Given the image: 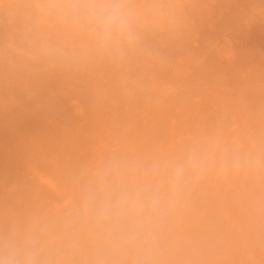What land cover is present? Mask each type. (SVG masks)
I'll list each match as a JSON object with an SVG mask.
<instances>
[{"label": "bare ground", "instance_id": "bare-ground-1", "mask_svg": "<svg viewBox=\"0 0 264 264\" xmlns=\"http://www.w3.org/2000/svg\"><path fill=\"white\" fill-rule=\"evenodd\" d=\"M125 1L0 0V264H264V72L217 87L209 22Z\"/></svg>", "mask_w": 264, "mask_h": 264}, {"label": "rangeland", "instance_id": "rangeland-1", "mask_svg": "<svg viewBox=\"0 0 264 264\" xmlns=\"http://www.w3.org/2000/svg\"><path fill=\"white\" fill-rule=\"evenodd\" d=\"M127 1H125V3L127 2L126 7L128 8H130L131 6L137 5L138 2H141V0H134L133 2H130V0H127ZM146 1L148 2V0ZM172 1L174 3L178 2L179 3L178 7L179 8L182 7V10L179 11L180 9H177L176 6H172L173 5L171 4ZM258 1L259 3H257ZM262 1L264 2V0ZM262 1L261 0H176V1L175 0H152L153 3L155 2L153 8L155 9L156 18L152 16L153 19L155 20V24L153 23V21L151 22L153 23L152 26L153 25H156V26H154L155 28L153 27V29H149V32L150 33H152V31L154 32L151 35L156 36L155 33H157L158 35H161L162 30H161L160 19L158 18V16L160 15V13H163V12H165L167 15L166 17L167 20H165V26L167 28L169 27L168 28L169 31H172L175 29V28H170V25L174 24V27L176 25L174 22L175 19L173 20L171 17L173 12H174L173 15L179 17L180 20L182 19L181 21L178 19L177 26L179 28L182 27L180 30L184 32L185 30L192 28V25H191L192 21H195L198 24H199V21L209 22L210 26L206 28L205 33H202L203 35L202 41H200L201 40L200 38L201 36H200L197 38L196 41L193 42V45L196 48H199L194 43L196 42L198 44V42H204L202 44L199 43V45H202L201 46L202 48L205 47L203 50L206 49L207 50L206 53L209 52V55L211 53V56L212 54L213 56L216 54L215 59L218 62L214 60L213 57H211L212 61L214 62V64H216L217 62L216 65L219 67L223 65L222 67L223 70H221L219 67L216 68V66L214 65L215 66V67L213 66L215 68L214 71L218 69L220 73L217 72L218 71L217 70L216 72L219 74H218V77H215L216 81L212 79L211 80L216 83L215 85L217 87H220V86L222 87L223 85L227 86L226 82L229 83V80L230 79L232 80V77L244 71L246 72V70L250 71L252 67L255 68V71L256 69L257 70L259 69L258 71H260L261 69V71L264 72V3ZM198 3L199 4L203 3L202 9H200L202 5L200 4L201 7H199ZM168 5L169 7L171 6L173 8L175 7L174 9L171 8L173 9L172 10L173 12L171 11L172 12L171 14H169V12L167 11L168 9L171 10L170 8H168ZM207 7L209 8L207 9ZM176 9L179 11V12H176L177 14L174 11ZM153 19H150V20H153ZM148 25L149 24H146V26ZM157 25H158V28H157ZM152 26L149 28H152ZM183 27H184V30H183ZM158 32H161V33H158ZM182 33L183 32H181L180 34ZM222 55H225L226 58L221 57ZM208 58L210 57L208 56ZM224 68L227 69V71ZM221 72H225V73L222 74ZM255 73L258 74V72H255ZM226 74L227 76L229 75L228 76L229 78L230 77L231 78L229 79L228 77H226ZM259 76L260 74H258V77ZM240 77L241 75H239L238 78ZM262 78L264 79V76ZM218 79H220L221 81L223 80L225 81L228 80V81L223 82L221 84V82L218 81ZM231 80H230V83H232Z\"/></svg>", "mask_w": 264, "mask_h": 264}, {"label": "clouds", "instance_id": "clouds-1", "mask_svg": "<svg viewBox=\"0 0 264 264\" xmlns=\"http://www.w3.org/2000/svg\"><path fill=\"white\" fill-rule=\"evenodd\" d=\"M89 19L95 21L100 29L102 39H110L113 33H129L128 13L119 4L109 5L102 8L91 7L87 10ZM183 168L178 167L175 176L178 178L182 175ZM130 197L127 194L121 195L115 202L105 204L100 209L101 217H110L114 212L122 210L129 204ZM158 197L153 195L151 206L155 208L158 205ZM137 211L143 209L139 202H133Z\"/></svg>", "mask_w": 264, "mask_h": 264}]
</instances>
